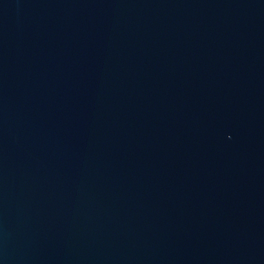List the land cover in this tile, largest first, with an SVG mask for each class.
Returning a JSON list of instances; mask_svg holds the SVG:
<instances>
[{
    "label": "water",
    "instance_id": "water-1",
    "mask_svg": "<svg viewBox=\"0 0 264 264\" xmlns=\"http://www.w3.org/2000/svg\"><path fill=\"white\" fill-rule=\"evenodd\" d=\"M0 264H264V0H0Z\"/></svg>",
    "mask_w": 264,
    "mask_h": 264
}]
</instances>
